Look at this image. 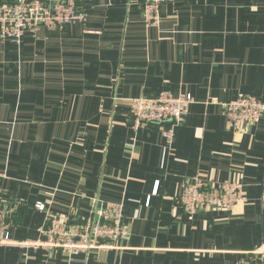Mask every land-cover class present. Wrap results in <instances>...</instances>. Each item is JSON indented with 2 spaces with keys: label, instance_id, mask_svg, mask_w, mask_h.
I'll use <instances>...</instances> for the list:
<instances>
[{
  "label": "crops",
  "instance_id": "0c3cea01",
  "mask_svg": "<svg viewBox=\"0 0 264 264\" xmlns=\"http://www.w3.org/2000/svg\"><path fill=\"white\" fill-rule=\"evenodd\" d=\"M143 1L76 0L84 22L0 41V227L36 240L48 211L72 224L98 201L126 224L121 249L0 247V264H223L264 243V116L233 128L218 105L264 102V0H175L157 26ZM160 93L194 99L169 145L129 116ZM193 177L234 180L244 200L188 221L177 196Z\"/></svg>",
  "mask_w": 264,
  "mask_h": 264
},
{
  "label": "built area",
  "instance_id": "2783aa9c",
  "mask_svg": "<svg viewBox=\"0 0 264 264\" xmlns=\"http://www.w3.org/2000/svg\"><path fill=\"white\" fill-rule=\"evenodd\" d=\"M175 0H144L142 15L147 26H157L161 21L162 7ZM85 13L76 0H4L0 1V41L18 45L25 34H35L39 30L57 33L67 25L84 22ZM264 63V33H263ZM215 102L216 100H212ZM194 103L191 95L171 96L160 93L152 98H132L128 100V110L133 130L142 126L157 125L166 144H171L174 130L187 118ZM226 119L233 128L258 124L264 116V102L254 96H242L229 102L218 103ZM168 124V127H163ZM4 175L0 173V180ZM157 191V183L153 194ZM243 186L227 180L208 184L199 177L187 178L180 183L177 201L187 220L191 221L199 211L208 208H222L230 211L242 202ZM260 201L264 203V192ZM34 209L47 212L45 204L36 202ZM46 225L40 230L36 240L17 241L7 232V226L0 227V247L21 250H44L49 256L60 251L71 256L85 255L93 251L121 249L126 240V224L120 203L98 201L86 213L71 220L47 212ZM0 220L3 214L0 212ZM223 264H264V243L243 252L233 263Z\"/></svg>",
  "mask_w": 264,
  "mask_h": 264
}]
</instances>
